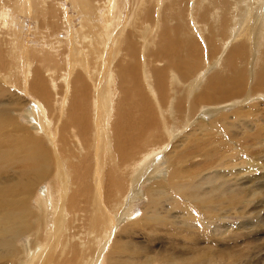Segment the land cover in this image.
Listing matches in <instances>:
<instances>
[{"label": "rangeland", "instance_id": "374dc122", "mask_svg": "<svg viewBox=\"0 0 264 264\" xmlns=\"http://www.w3.org/2000/svg\"><path fill=\"white\" fill-rule=\"evenodd\" d=\"M147 1L121 0L118 20L114 18L111 23H108L115 29L114 33H117L119 39L117 43L119 52L113 55L118 58L113 57L115 61L117 60L114 64L115 68L119 59L122 60V66L113 73L107 69L106 65L104 66V63L108 61V50L105 51V57L99 58L101 53L94 48L98 41L97 37L103 29L104 24L100 20H102L101 15L105 11L104 8L96 6V12L91 18L84 20L85 16L80 11L81 2L79 3L78 0L36 1L35 7L32 8V15L21 14L18 9L12 7L18 0L0 1L3 4V10L13 15L15 20L13 23L18 30L17 39H11V45H16L23 39L22 41H25L23 48L30 47L36 52V57L45 58L50 53V56L56 57L59 62L57 68L64 70L69 67V72H65L67 79H71L77 70L72 61L66 62L65 60L70 46L79 58L94 68L92 72H86L85 67L80 68V81L76 83L81 86L69 85V101L65 109L68 112L70 107H77L78 97H84L83 101L87 103L91 111L90 117L82 120L80 130L88 144L85 147H80L79 144L75 147L74 144L73 148L70 144L67 147L60 145L62 135L57 130L56 134L59 138L55 148L60 153L59 160L63 170L58 173V170L54 169L51 177L44 180L37 188L38 190L36 189L30 203L31 211L37 210L42 218L39 230L46 229V231L43 234L40 232L38 237L34 234L23 235L16 241L17 248H19L15 250H18L16 253L14 252L16 256L13 255V259L9 258L10 261L2 255L3 248H0V264H38L43 255V260H52L51 264H60L57 261L60 254L56 253V247L54 249L57 258L54 260L49 258L45 252L56 241L57 245L59 244V250L62 246H67L65 251L62 250L65 253L71 244H75L76 253L72 252L74 248L71 251V254L75 253L74 256L72 255L73 259L70 255L71 258L66 259L71 264L76 262H78L76 264H97L93 260L96 255H98L100 264H106V262L107 264L111 262V264H264V89L256 90L262 93L253 94L250 97L247 94L238 100H230L231 96L223 97L225 99L220 97L222 100H215L207 94L206 96L205 90H202L204 86L202 83L205 84V79L208 80L209 74L219 72L221 63H225L227 57H224L226 52L224 56H216V48H213L215 52L212 53L207 49V42L205 43L202 39L204 41L201 44L205 43L207 48L206 46L201 47L204 48V52L205 50L207 52L193 58L194 62H202L199 75H197V77L204 75L198 88L200 91L196 93L193 89L188 90V84H183L186 87L184 89H180L181 86L179 88L173 87L171 83L168 84L172 98H180L179 100L182 101V111L179 114L176 113L174 106L172 109L163 111L162 114L164 115L165 112L169 122L164 128L162 121L165 117L160 115L157 117L153 112L159 100L152 95L148 80H151L154 89L156 77L158 75L164 77V74L170 73L166 72L168 66L165 63L160 64L146 53L149 54L150 49L158 47L159 39L163 38L157 36L158 32L155 33L156 37L152 36L150 23L153 22L155 26L159 25L160 29L159 16L164 13H168L167 17L172 16L176 11L172 9V14L168 9V2L159 0L155 3L153 10V21L142 22L138 14L146 6ZM229 1L240 2L245 17L249 16L251 9L264 12V0ZM51 4L59 10V16H44V11ZM187 5L186 1L183 6L185 11L182 9L181 17L183 16V24L188 28L190 18L188 19ZM192 12H195V4L192 6ZM133 13L135 15L137 13V16L135 17ZM127 14L129 19H126ZM68 17L72 21L70 23L73 24H70L72 30L68 29L69 25L65 21ZM87 22H92V25L88 26ZM128 22L139 24L126 25ZM52 23L57 26H51ZM82 28L88 34V37L84 39L80 38L79 33L78 37L76 36V31ZM129 31L135 33L139 31L135 43L141 48L140 54L126 52L128 45L126 33ZM191 31L192 29H187L188 33L184 35L190 34ZM171 34L179 38L183 37L182 34L174 31ZM191 34L194 35V33ZM198 36L203 38L200 33ZM89 38L93 41L92 45L89 43ZM85 44L88 45L87 48L96 49L93 53L94 57L88 54ZM181 45H176V52L180 50ZM50 47H53L54 51L49 52ZM17 49L21 50L20 44ZM172 52L177 55L174 49ZM250 54L253 55L252 52ZM6 55L5 58L8 57ZM167 55L168 50L159 60L166 58ZM251 55L249 60L252 59ZM182 56L184 55L181 54L179 59H185V56ZM141 59L143 68L135 67L139 82L132 91L144 95L150 93L152 99L144 102L138 100L133 106H129L123 92L110 91L109 80L114 83L119 71H127L135 62L141 64ZM213 59L218 60L216 63V66H220V68L216 67L218 70L215 68ZM147 60H154V63L150 64ZM232 60L234 61V57ZM180 63L184 64L183 61ZM211 63L214 65L212 66ZM156 65L159 66V71ZM51 67L55 66L51 65ZM250 68L251 66L249 70ZM0 69L5 74L1 66ZM41 71L37 68L27 77L30 82L27 89L18 83H12L11 80L2 83L3 92L0 94V102L13 107L18 105L20 124L33 127L30 132L35 134V137L34 135L30 138L26 137L28 140L23 143L26 147L33 146L32 141L40 135L34 129L36 123L48 124L47 120L41 121L38 118L41 117L37 112L40 109L37 110L38 107H36L39 105L37 98H44L41 92H45L36 81ZM118 86H121V83ZM249 86H254V82L249 80ZM72 91L75 92L74 96L71 95ZM194 97L197 103L194 102ZM52 98L55 105H62L65 98L64 89L60 90L57 95H52ZM199 98L202 100L199 101ZM226 100L228 101L221 105L226 104L227 109L219 116L216 111H213L219 105L213 106L215 104L212 103ZM95 101L100 104V108L95 107ZM164 101H168V94L162 102ZM112 103L117 105V112H105L104 107H111ZM240 104L244 108H240ZM126 109L145 128L142 138L144 144L141 148L135 149L137 142H123L113 157L108 154L107 163L96 168L94 150L96 143L104 142L110 149L111 144L117 139L109 140V137L120 131L119 128L124 124L122 117ZM47 110L55 113L54 122L61 123L69 118L62 116L57 106L51 105ZM191 114L193 116L190 117ZM185 115H188V118ZM149 119H152V122L147 124ZM173 122L178 123L173 124ZM152 125L159 127L158 138L161 143L164 141V147L151 155L150 162L152 161L154 165L150 169L146 171L137 169L132 172L131 167L138 159L143 157L142 160H145L151 133L158 131L152 128ZM51 128L55 131L54 123ZM147 129L149 132L146 131ZM72 130H67V132L73 135ZM3 138L4 135L0 134V151L4 141L9 143L15 140L12 136ZM77 139L78 137H74V140ZM159 144L160 141L155 140L151 148L155 149ZM47 146L51 148L50 144ZM165 152H169L166 157ZM1 154L4 153H0V160L3 159V162H0V181L34 169V163L31 160L18 162L14 160V157H6L10 159L8 163L4 159L5 156ZM79 159H84V163L78 169ZM170 180L172 182H169ZM61 189L66 193H62ZM16 196H20L19 192ZM46 201H49V204ZM94 212L101 221L106 223L113 220L108 215L110 212H113L116 217V227L112 231L113 234L106 239L108 244L106 248L97 250L102 229L99 227L91 229L95 235H98L93 244L95 251L88 249L89 245L85 241H79L81 237L86 236L89 220ZM55 215L60 216L61 222L54 230L57 232L52 235L53 229L51 228L55 225L50 226L47 221L52 218L54 221ZM3 219L4 215H0V223ZM49 226L51 231L47 230ZM49 236H53L51 240ZM64 252L62 256H59L60 258H65ZM34 258L33 262L29 261Z\"/></svg>", "mask_w": 264, "mask_h": 264}, {"label": "bare ground", "instance_id": "6f19581e", "mask_svg": "<svg viewBox=\"0 0 264 264\" xmlns=\"http://www.w3.org/2000/svg\"><path fill=\"white\" fill-rule=\"evenodd\" d=\"M36 1H40V0H18V2L12 7L18 9L21 14L32 15V8L35 7ZM158 1L159 0L147 1L148 3L146 4V6L143 7L140 10V13L138 14V18L140 21L142 22L153 21V10L155 8V3ZM165 1L168 2L167 4L168 9L171 10V13L173 14L172 9L173 11H176V13L175 15L168 17H167L168 13H164L162 16H159V22H161L160 29H159V25L155 26L153 22L150 23L151 24L150 28L152 31L151 33H153L152 36L156 37V35L158 34L157 35L158 37L160 38L163 37V38L159 39L160 43L158 47H156L155 49L154 48L150 49L149 54L146 53L148 56L153 57L155 61H158L160 64L165 63V65L168 66L166 72L170 73V74H164V77L167 81L164 79L163 76L158 75L155 79L154 89L152 87L151 80L150 79L148 80V85L150 87L152 95L157 97L159 100V102L156 103L157 107L154 108L153 112L154 114L157 115V117L158 115L165 117L164 121H162L164 122L165 125L164 128H166L169 122H168V118L165 116V112L164 115L162 114L163 111H165L166 109H172L173 106L175 107L176 113L179 114L182 111L181 108L182 101L179 100L180 98L179 99L172 98L173 96H171V93L169 92L170 89H168V84L171 83L173 87L175 86L179 88L181 86L180 89L186 88L185 86H183V84H188V88H187L188 90L193 89V91L196 93L200 91V90L198 91V88L199 85L202 83V80L204 79V75L199 77H197V75H199L198 73L200 72L199 70L201 69L202 62L199 61L194 62L193 58H195L196 56L203 55V53L207 52L206 50L204 52L203 51L204 48L201 47V46H206L205 45L206 42L208 45V48L207 46L206 48L209 49L212 53L215 52L213 51V48H216L217 51L216 56H224L223 54L226 52L224 57H227V60L226 61L224 60L225 63L224 62L221 63L222 65L221 69L219 70V72H217L218 68L216 67H218L219 65L216 66V63L218 60L213 59V63L215 61V68L217 69L216 70L217 73H214L212 75L209 74L208 80L205 79L204 82L205 84L202 83V85H204L202 87V90H205L206 92L205 95L207 94L210 98H215V100L218 99L222 100L220 99V97L223 98L225 96H227V98L231 96L230 100H234V99L238 100L241 99L242 96H245L247 94L250 97L253 96V94L262 93L261 91H256V90L264 89V12L262 11L258 12L256 9H251L249 16L245 17L243 15L244 11L242 9V6L238 1H234V2H231L229 0H165ZM186 1L188 3L186 9L187 12H189L188 19L190 18L188 24L190 25V27L188 26V28L183 24L184 22L183 16L181 17V14H183V10H184L183 6L186 3ZM192 1L194 3H192ZM78 2L79 3L81 2L80 11L84 14L83 16H85L84 20L86 18L88 19L91 18V16L96 12V6H100V8H104L105 11L101 15L102 20H100L104 25L100 35L97 37L98 41H96L94 48H97V50L101 53V56L99 58L105 57V51L108 50V61L104 63V66L106 65L108 67L106 68L111 70L112 73L115 72L117 68L122 66V60L119 59L117 66L115 68L114 64H116L117 62V60L115 61V58H117V56L115 57L113 55L115 53L118 54L119 52V48L117 46L119 39L117 38L118 36L117 33L116 32L114 33L115 29L109 26L108 23H111V21L114 18L118 20L119 13L121 11V0H78ZM193 4H195L194 13L192 12ZM189 5H190V9H189ZM0 8H1L0 56L2 55L0 57V66L5 72V74H3L2 70L0 69V94L1 92H3L2 83L4 84L9 80H11L12 83L14 84L18 83L20 86H23L25 89H27L28 88L27 85H30V82H28L27 77L31 75L32 72H34L37 68H40L42 71L37 75L36 81L39 87L44 89L45 92H41V95H43L44 98H37L39 105L38 106L36 105V107H38L37 110L40 109L37 112L39 116L42 117V118L41 117L38 118L41 121H45V120L48 121V124L44 123V125L41 122L36 123L34 129H36V131L39 132L40 135H37L36 138H34V141H32L33 146L26 147L23 143H25L28 140L27 138H30V136L33 135L35 137V134H32L30 132L31 131L30 129H33V127H28L25 124L24 125L20 124L19 122L20 116L18 114L19 112L17 111V109H19L20 107H18V105L13 107L6 103L2 104V102H0V134L4 135V138L6 136L7 137L12 136L15 139L14 142H9V143L8 142L6 143L4 140H2L4 141V143L2 142L3 144L1 146L2 149L0 153H4V154L1 155L5 156L4 159H6L8 163L10 160L8 159L9 157H14L15 158L14 160L18 162L31 160L34 163V169L32 168L34 171L31 169V171L22 172L16 177H10L7 178L6 180L0 181V215H4V219L2 223H0L1 224L0 248H3L2 255L9 260V258H12L13 255H15V253L18 251V250L15 251L16 249L19 248V247L17 248L16 241L21 239L23 235L34 234L36 237H38L40 235V232H42L41 234H43L46 231V229L39 230L42 223V218L37 210L31 211L30 203L32 201V197L34 196L33 194L35 193L36 189L42 184V182H44V180H46L48 177H51L54 169L58 170V173L63 170V167L59 160L60 153L55 148L57 145V139L59 138L58 135L56 134L57 130L62 135L60 145L63 144L65 147H67V145L70 144L73 148L74 144L75 147H78V144L80 145V147H85L88 144L80 130V124H82L83 122L82 120L85 118H89L91 111V108L89 109L87 103L83 101L84 97L81 96L78 97L77 107H70L68 109V112H66L65 109L69 101V95H68L69 85L81 86L80 84L76 83L77 81H80L79 79L80 68L85 67L86 72H92L94 71V68L90 64L85 63L81 58H79L75 54V50L70 46L68 47L67 56L65 57V60L66 62L72 61L74 66L77 67V70L71 79H67L65 77V72H69V67L64 70L57 68L59 66L58 60L56 59V57L50 56L49 53L51 51H54L53 47H50V50L48 52L49 54L47 53L48 55L45 58H38L36 57V52L32 50L30 47H26L25 49L23 48V46L25 45V41H22L23 39H21V41L18 44L11 45L10 44L11 39L14 40L17 39L16 32L18 33V30L13 23L15 21L13 15H11V13L8 11L3 10V4L1 3H0ZM199 10H201V12H199ZM187 12L185 14H187ZM134 13L133 15H135ZM59 15H60L59 10L56 7H53L52 4L49 6L47 10L44 11V16L46 17H56ZM136 16L137 13L135 17ZM69 19L70 18L68 17L65 21L69 25L68 29L72 30V28L70 27V24H72L70 22L72 21ZM126 19H129L128 14L126 16ZM92 22L91 23L87 22L88 26H91ZM135 24H139V23H135ZM135 24L128 22L126 25L132 26ZM51 26L56 27L57 25L55 23H52ZM189 28L190 30L192 29L193 32L191 31V33H194V35L191 33L184 35V33L190 32V31L187 32V29L189 30ZM172 31L182 34L183 37L179 38L178 36H173L171 34ZM78 33L79 35H81L80 37L81 39L88 37V34L84 30V28H82L81 30L78 29V31H76L77 37H78L77 35ZM138 33H135L134 31H129L126 33V39L128 40L126 52L129 54H135V53L140 54L141 52V48H139L135 43V38L137 37V35H139ZM198 33H200L203 36V38L198 36ZM102 36L104 37L101 38ZM92 38L95 39L96 37H92ZM202 39L205 40L204 45L201 44V42L204 41ZM234 39L235 41L233 42ZM89 43L91 45L93 43V41L90 38H89ZM19 44L21 45L22 51L17 49L19 47ZM177 44H182L178 52H176V48H175ZM87 47L88 45L85 44V49L87 50L88 54L94 57L95 55L93 53L95 52L96 49H93L92 47L89 48ZM172 49H174L177 55L173 54ZM167 50H168L167 57L159 60V58L163 56ZM251 52L253 55L250 54ZM181 54L185 56V59L184 58H182L183 60H181V58L179 59V56ZM208 54H210V52H208ZM249 54L252 56L251 60H249L250 58ZM5 55L8 57L5 58ZM233 57H234V61L232 60ZM164 60L166 61L164 62ZM140 61L141 64L139 62L137 63L135 62L131 64L130 69H128L127 71H119L114 79V83L111 80H109L110 91L119 90L123 92V94L126 97V102L129 106H133L138 100H142L144 102V101H149L150 98L152 99V95L150 93L144 95L140 92L132 91L135 87H137L139 82V79L136 76L137 71H135V69L137 67L143 68L142 59ZM147 61L150 64L154 63V60H147ZM182 61L184 62V64L180 63ZM213 63H211V65ZM51 65L55 67H51ZM65 66L66 65H64V67ZM156 66L159 71V66L158 65ZM248 66L249 67L251 66L250 70ZM148 73L150 75V72ZM249 80L251 82H254V86H249ZM119 83H121V86H118ZM56 87L58 88L55 89ZM62 89H64L65 91L64 102L62 105H58V104L55 105L53 103L52 95L54 94L57 95L58 92ZM173 92L174 91H172V93ZM250 92L252 94H250ZM74 93L75 92L72 91L71 95L74 96ZM166 94H168V101L162 102ZM195 97H194V102L197 101ZM200 97H202V95H200ZM201 100L202 99L199 98V101ZM227 101L228 100L221 102L217 101L216 103L214 101L213 103L211 102L212 104H215L213 106L219 105L216 108H214L213 111H216L219 114V116L222 115L224 113L222 111H224L227 108L225 107L226 104L225 105H221V104L226 103ZM94 103H95V107L100 108V104L98 102L95 101ZM51 105L57 106L58 111L61 112V115L69 118L65 119L61 123L54 122L53 116L55 115V113L53 111L49 112L47 110L48 108H50ZM117 108L118 107L115 103H112L111 107L109 106L104 107L105 112H117ZM240 108H244V107L240 104ZM191 112L193 113V111ZM71 115H73V117H70ZM188 115L185 116L188 118ZM193 115L191 114L190 117ZM178 116L179 115H177V117ZM182 116L183 115H181V117ZM122 119L124 121V124L119 128L120 131L109 137V140L117 139L111 144L110 149L107 148L104 142L96 143L94 148L96 168L104 163H107L109 161L108 154L113 157V155L116 153L119 146L123 142H137L135 143L137 144L135 149L141 148L142 144H144L142 142V138L144 136L145 128L140 123V121L136 119L134 116H132L128 109L124 111V115ZM30 121H32V119ZM172 121H174V119ZM151 122L152 119L147 120V124H150ZM53 123L55 124V129H54L55 131L51 130L52 129L51 125ZM176 123L178 122H173V124ZM151 127L154 129H158V131L151 133V136L148 139L149 149L145 153V160H142L143 157L138 159V161H136L131 167L132 172H135L137 169H140L142 171H146L150 169L154 165L152 161L150 162L151 155L154 152L159 151L161 147H164L165 144L164 141H162L161 143L160 138H158L159 127H157V125H152ZM70 129H73L72 130L73 135L67 132V130ZM19 130H21L23 133L20 132ZM146 131L149 132V129H147ZM74 137H78V139L74 140ZM155 140H159L160 144L158 145L157 148L153 149L151 148V146H153V142H155ZM48 144L51 145V148L47 146ZM25 148L28 149L25 150ZM176 153L177 152L175 150V154ZM168 155L169 152L164 153L165 157ZM0 162H3V159L2 161L0 160ZM83 163H84V159H79L78 169ZM171 166L172 165H170V167ZM169 182L172 181L170 180ZM64 191L65 190L61 189L62 193H66ZM18 192L20 194L19 197L16 196V193ZM199 199L201 198L199 197ZM46 202L49 204V201ZM93 210L95 211V208ZM108 215L113 218V220L110 221L109 223H106L105 221L104 222L101 221L100 217L96 215L95 212L93 217L89 220V228L88 231L86 232V236L81 237L79 239V241L83 240L89 245L88 249L91 248L93 250L94 248L93 244L98 238V235H95L94 234L95 232L91 230L96 227L102 229V236H100V241L97 243L99 244L97 250H99L100 248L107 247L108 244L106 242V239L109 235L113 234L112 231L116 227V222H115L116 217L113 215V212H110ZM55 218L56 219L54 221L53 218L47 221V224H49L50 226L51 225L53 226V224L55 225L53 226L54 228H51L53 229L52 235H54L55 228L57 229V227L61 222L60 216L55 215ZM50 226L47 228V230L50 229ZM49 243L48 245H50ZM74 246L75 244H71L70 248H68V251H66L65 253L64 251L67 249L66 248L67 246L66 247L62 246V248H60L59 250V244L57 245V241H56V243L54 242V244H52V246L49 247V249L45 252L47 256L53 260L54 258H57L56 253L58 255L60 254L59 256H62L64 252L65 258L63 259L62 257L60 258L58 256L57 261L60 264H67L70 262L67 261L66 259H70L72 255L73 254L75 255L76 253L75 250L76 247L74 248ZM54 247H56L57 249L56 253ZM71 251L72 252L75 251V253L71 254ZM93 251H95V249ZM91 253L93 254L94 252ZM69 255L71 257H69ZM43 256L40 259L38 258L39 259L38 264L52 263L51 262L52 260L49 261L43 260ZM71 259H73V257ZM33 260H35V258L30 259L29 261L33 262ZM75 260H79V259H75ZM93 260H95L94 262H96L97 264H100L98 255H96V257H94ZM108 260L109 259H107V261Z\"/></svg>", "mask_w": 264, "mask_h": 264}]
</instances>
